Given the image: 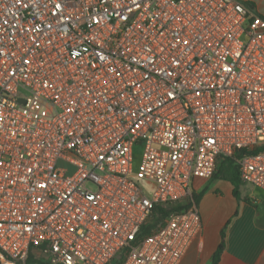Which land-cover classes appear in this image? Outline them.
I'll return each instance as SVG.
<instances>
[{
	"label": "built area",
	"instance_id": "2783aa9c",
	"mask_svg": "<svg viewBox=\"0 0 264 264\" xmlns=\"http://www.w3.org/2000/svg\"><path fill=\"white\" fill-rule=\"evenodd\" d=\"M237 149L264 192L253 7L0 0V264H179L202 231L193 181Z\"/></svg>",
	"mask_w": 264,
	"mask_h": 264
},
{
	"label": "crops",
	"instance_id": "0c3cea01",
	"mask_svg": "<svg viewBox=\"0 0 264 264\" xmlns=\"http://www.w3.org/2000/svg\"><path fill=\"white\" fill-rule=\"evenodd\" d=\"M251 4L264 17V0H241ZM195 179L193 193L202 231L179 264H210L224 231V248L218 264H264V192L244 182L239 185V198L232 194V185ZM231 194L223 197V186ZM205 187L203 194L196 193Z\"/></svg>",
	"mask_w": 264,
	"mask_h": 264
},
{
	"label": "trees",
	"instance_id": "16d2710c",
	"mask_svg": "<svg viewBox=\"0 0 264 264\" xmlns=\"http://www.w3.org/2000/svg\"><path fill=\"white\" fill-rule=\"evenodd\" d=\"M248 4V3H246ZM249 6L253 7L251 4H248ZM259 149H255L252 152H256ZM245 150L237 149L233 152L232 156H223L221 155L218 160V169L216 173H219L221 176H224L232 185V194L238 199L239 196V185H240V177L238 172V166L236 164V158H238L240 155L244 154ZM215 173V174H216ZM193 199L197 203L199 199V195L193 193ZM186 208V206L182 207H176V209H182ZM162 211V209H160ZM163 212V211H162ZM161 212V213H162ZM149 231V226H146L144 228V232ZM224 248V231H221V241L218 244L215 252L212 255L211 263L210 264H218L220 254ZM121 259L114 261L113 264H120ZM44 264V263H41Z\"/></svg>",
	"mask_w": 264,
	"mask_h": 264
},
{
	"label": "rangeland",
	"instance_id": "374dc122",
	"mask_svg": "<svg viewBox=\"0 0 264 264\" xmlns=\"http://www.w3.org/2000/svg\"><path fill=\"white\" fill-rule=\"evenodd\" d=\"M134 154H135V160L133 163V166H134L133 170L136 172L139 166V161H140L141 145L135 146ZM217 169H218V165L212 176L211 182H219L221 185L228 184V179H226L224 176H221L219 173H216ZM137 184L143 189L144 193H146L147 195H150V189L148 188L144 179H139ZM204 191H205V187L199 188L196 193L203 194ZM230 195L231 194L229 193V190H227V185L223 186V197L227 199Z\"/></svg>",
	"mask_w": 264,
	"mask_h": 264
}]
</instances>
